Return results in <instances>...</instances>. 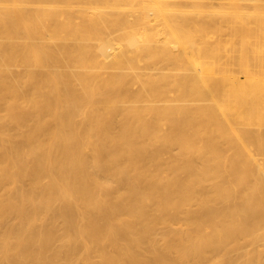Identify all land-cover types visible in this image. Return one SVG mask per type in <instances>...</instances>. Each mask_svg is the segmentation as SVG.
Masks as SVG:
<instances>
[{
	"label": "bare ground",
	"instance_id": "1",
	"mask_svg": "<svg viewBox=\"0 0 264 264\" xmlns=\"http://www.w3.org/2000/svg\"><path fill=\"white\" fill-rule=\"evenodd\" d=\"M219 1L0 0V264H264L222 257L264 228V0Z\"/></svg>",
	"mask_w": 264,
	"mask_h": 264
},
{
	"label": "rangeland",
	"instance_id": "2",
	"mask_svg": "<svg viewBox=\"0 0 264 264\" xmlns=\"http://www.w3.org/2000/svg\"><path fill=\"white\" fill-rule=\"evenodd\" d=\"M198 2L203 6V8L205 9V10H210V9H214V10H218V9H220V8H223V7H229V3H227V2H221V1H219V0H198ZM246 2V5L247 6H251V5H253V3H254V1L253 0H248V1H245ZM142 62V61H141ZM232 66H234L235 68H236V66L235 65H232ZM231 67V66H230ZM234 67H232V68H234ZM234 68V69H235ZM134 81V80H133ZM131 82H132V79H131ZM166 155H168V153L166 154ZM264 155V154H263ZM263 155H262V157H263ZM260 156V155H259ZM261 157V156H260ZM263 231H264V228L263 229H261V230H259V233L257 234V237H255L254 239H252V240H255L256 239V241H258L257 243H256V241H250V243L248 244V246H246V247H243V248H239V249H234V250H231V251H229V252H224L223 254H222V257H224V258H226L228 255H233L234 253L236 254L237 252H238V254H240V253H242L243 251H244V249H255V247H256V245L259 243V245H260V243H263V241H264V235H263ZM259 234H260V238H259ZM262 234V235H261ZM262 237V238H261ZM260 239V240H259ZM263 239V240H262ZM260 246H257L256 248H259ZM243 250V251H242Z\"/></svg>",
	"mask_w": 264,
	"mask_h": 264
}]
</instances>
